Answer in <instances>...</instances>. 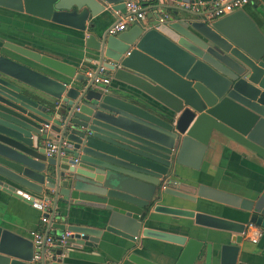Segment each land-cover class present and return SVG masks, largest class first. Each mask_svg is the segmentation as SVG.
Returning <instances> with one entry per match:
<instances>
[{
  "label": "water",
  "instance_id": "obj_1",
  "mask_svg": "<svg viewBox=\"0 0 264 264\" xmlns=\"http://www.w3.org/2000/svg\"><path fill=\"white\" fill-rule=\"evenodd\" d=\"M124 1H139L145 19L110 35L114 23L103 26L124 12ZM155 2L0 0V8L80 33L97 66L122 85L104 93L74 67L3 43L15 57L0 55V192L33 204L30 192L50 203L49 212L43 209L48 228L71 233L63 244L53 237L58 248H95L104 231L178 246L171 264H235L247 225L264 228V188L248 200L204 186L188 194L173 179L178 168L197 171L201 161L222 165L229 152L264 166V40L240 10L200 21ZM158 8L171 11L162 22ZM47 132L57 148L51 158L41 144ZM166 198L206 200L247 216L245 222L217 218L165 205ZM57 205L79 208L96 226H56ZM153 215L191 220L229 235L217 237L227 243L215 251L192 236L150 229ZM32 254L29 239L0 224V264H33ZM126 260L157 264L136 253Z\"/></svg>",
  "mask_w": 264,
  "mask_h": 264
},
{
  "label": "crops",
  "instance_id": "obj_2",
  "mask_svg": "<svg viewBox=\"0 0 264 264\" xmlns=\"http://www.w3.org/2000/svg\"><path fill=\"white\" fill-rule=\"evenodd\" d=\"M240 11L244 17L250 20L256 32L264 40V0H252ZM170 13L171 11H167V14ZM181 15L184 14L181 13ZM192 19L202 21L198 17ZM115 22L116 17L109 16L103 29ZM80 35L72 29L0 8V55L4 57H15L12 52L3 47V43H8L56 59L74 67L76 72L84 75L87 70H91L97 65V61L93 53L82 47ZM121 88V84L111 79L108 86L110 92H117ZM55 114V112L48 113L52 120ZM46 142H55L52 132H47L46 140L41 143L43 147ZM214 152L212 156L216 158L217 150ZM215 160L201 161L197 171L185 167L178 168V177L173 179L175 182L173 187L181 192L193 194L197 186H204L248 200L262 192L264 188L263 165L260 166L234 152L226 154L222 165H217ZM25 194L26 198H31L33 204H40L41 208L38 209L31 203L26 204L0 192L1 226L29 240L30 234L33 232L42 235L47 233L51 237H59L63 234L65 230L60 233L56 228H48L47 222L40 221L43 218V209L49 212L50 203H41L42 197L30 192H25ZM165 205L240 222H245L247 216L221 204L201 199H196L192 203L166 198ZM52 223L65 228L96 226L83 218L79 208L65 209L61 205L56 206ZM147 227L167 233L192 236L201 240L204 245L210 244L215 251H218L220 244L227 243L226 240L218 241L217 237L229 236L193 226L191 220L155 215L151 216ZM259 229L258 237L254 235L253 230H247L245 236H242L240 243L236 245L238 252L235 264H264V228ZM57 250L61 251L60 256L55 255ZM50 251L51 264H130L126 259L132 253L142 255L157 264H171L177 258L180 247L141 237H138L135 242H131L102 231L95 248L83 247L80 252H76L71 247L59 246L58 248L54 246ZM194 264L202 263L197 261ZM211 264H217V262L212 261Z\"/></svg>",
  "mask_w": 264,
  "mask_h": 264
},
{
  "label": "built area",
  "instance_id": "obj_3",
  "mask_svg": "<svg viewBox=\"0 0 264 264\" xmlns=\"http://www.w3.org/2000/svg\"><path fill=\"white\" fill-rule=\"evenodd\" d=\"M252 0H211L209 2H171L169 0H156L155 4L159 7L172 4L176 9L189 13L200 18L202 21H213L220 19L233 12L241 10L242 7L247 5ZM124 12L120 15L118 12H114L116 17L114 25L108 28V34L116 35L119 32L124 31L127 26L131 25L136 20L144 21L145 10L139 1H124L122 2ZM158 14V21L162 22L168 16L167 11L158 8L156 10ZM84 75L91 80L94 87L99 88L102 92L108 90L109 83L111 81V75L108 70L103 66H95L91 70H87ZM57 154L56 144L54 142H46L44 145V155L46 158H51ZM62 153H60V156ZM42 223H46L45 218H41ZM247 230H253L255 236H259L260 229L254 225H247L246 230L242 233L245 236ZM71 233L68 231L63 232L59 236V244H63L64 240ZM30 241L32 243L33 254L31 262L33 264H51V249L55 246V240L49 235H42L39 233H31ZM255 242V240H252Z\"/></svg>",
  "mask_w": 264,
  "mask_h": 264
}]
</instances>
